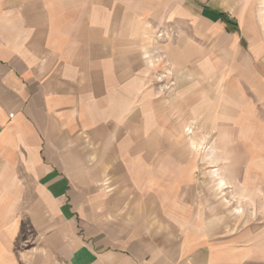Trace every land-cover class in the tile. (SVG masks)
Segmentation results:
<instances>
[{"label":"crops","instance_id":"crops-1","mask_svg":"<svg viewBox=\"0 0 264 264\" xmlns=\"http://www.w3.org/2000/svg\"><path fill=\"white\" fill-rule=\"evenodd\" d=\"M0 264H264V0H0Z\"/></svg>","mask_w":264,"mask_h":264},{"label":"rangeland","instance_id":"rangeland-1","mask_svg":"<svg viewBox=\"0 0 264 264\" xmlns=\"http://www.w3.org/2000/svg\"><path fill=\"white\" fill-rule=\"evenodd\" d=\"M204 182H205V185H207V186H211V187H215L216 186V182H215L213 177H209V176L206 175V178H205ZM223 198H226L227 200L233 202V198L230 196V194L227 195V196H223ZM24 246H25V248H27L31 252H33V253L35 252V249H36V245L35 244L26 243V244H24ZM33 253H32V256H33L32 262L35 263L36 260L38 259V257L36 256V254H33Z\"/></svg>","mask_w":264,"mask_h":264}]
</instances>
